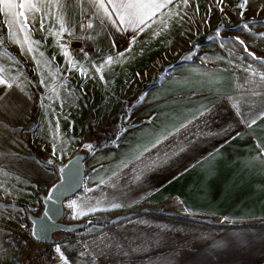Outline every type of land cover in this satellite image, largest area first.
Returning <instances> with one entry per match:
<instances>
[{
	"label": "crops",
	"instance_id": "1",
	"mask_svg": "<svg viewBox=\"0 0 264 264\" xmlns=\"http://www.w3.org/2000/svg\"><path fill=\"white\" fill-rule=\"evenodd\" d=\"M68 2L66 26L74 35L64 33L60 44L77 67L66 61L57 37L49 35V29H59L51 17L44 30L39 21L32 27L31 38L39 41L32 53L58 49L70 74L81 72V65L89 72L99 61V53H93L97 47L113 57L124 52L121 63L131 62L136 47L152 62L139 81L148 83L138 97L123 99L135 106L107 139L99 141L87 114L74 122L76 132H64L70 144L40 148L33 137L41 96L35 97L30 79L15 64V55L32 64L30 53L7 39L0 14V37L5 38L0 68L24 89L0 86V264H63L56 245L69 264H264V88L250 83L251 72L245 71L249 64L260 71L264 66L234 39L264 58V0H249L233 16H227L231 0H189L196 9L207 8L187 15L175 9L183 0H173L161 9L163 16L157 13L135 34L101 24L89 0ZM89 20L94 27L82 28ZM229 21L234 29L227 30ZM70 37L84 38L92 49L90 61L80 59L81 49L75 55ZM92 41L97 46L88 45ZM252 119L256 123L249 127ZM79 151L87 155L86 177L82 190L65 201L64 216L69 223L90 225L49 242L33 238L37 245L21 250L14 236L20 221L41 213V197L59 179V165ZM74 200L100 201L99 208L107 210L78 216L68 207ZM113 203L121 207L112 209Z\"/></svg>",
	"mask_w": 264,
	"mask_h": 264
},
{
	"label": "rangeland",
	"instance_id": "2",
	"mask_svg": "<svg viewBox=\"0 0 264 264\" xmlns=\"http://www.w3.org/2000/svg\"><path fill=\"white\" fill-rule=\"evenodd\" d=\"M231 1L233 5L228 7L227 16L240 13L241 8L239 5L243 2V0ZM203 8L207 7H201L200 9ZM213 8L214 6L212 9ZM216 8L221 10L226 7L218 5ZM175 9L184 15H187L188 12L193 10V12L196 13L202 11L199 8L196 9V6L191 5L189 0L186 5L182 2ZM214 9L213 13L216 12ZM45 21L48 20L46 19ZM233 25H235L234 22H227V30L234 29L235 27ZM71 39L72 37L68 39V45L72 47L75 55H79L78 53H80L81 49L82 53L80 59L82 61H90V52L92 49L85 46L86 44L84 43L72 42ZM84 42L86 41L84 40ZM88 45L97 46L93 41ZM57 50L54 53H45L43 57L40 56V53L28 54L27 59L29 62H32L30 65L25 60L22 62L18 59V55H15V64L19 67V71L25 73L30 79L31 92L35 97L41 96L38 98L40 104L35 114L34 125H36V132L33 137L35 142L40 148L45 149L55 142H60L63 145L70 144L64 132H66L68 136H70V133L73 134L76 132V129L78 130V127H75L76 121L78 118L81 120L84 117L85 119L87 114L90 117V122L92 123L94 131L99 135L98 138L100 140H98L103 141L107 139L112 134L114 126L120 125L119 127L122 128L121 126L126 117V110L133 108L134 104L132 102L127 103L124 102L123 99L126 98L128 94L134 96V98L138 97L146 87L148 82L146 84H141L139 81L142 77L141 73L146 70V66L148 67L151 65V60L147 59L144 53L138 52V49L135 47L132 51L135 57L130 60L131 62L121 63L124 62L121 60L120 63H113L101 69V72L98 73L96 68L100 67L108 57V53H103L105 48L100 46L95 48L93 52L99 53V61L89 69L90 71L87 72V75H82L81 72L69 74V71H64V63L61 60L62 54ZM50 58L51 61H53L51 64L49 63ZM37 61H41V63L38 64ZM43 61H47L49 67L43 68L46 65ZM59 62H61L62 65L59 64ZM52 64H54V69H52ZM170 66L171 64L158 70L157 75L154 76L160 77L158 73L160 71L165 72ZM46 69L49 71H45ZM101 75L103 79H101ZM154 76L153 78H155ZM40 212L41 210L39 213ZM66 218L65 216L63 217V222L69 223ZM31 225V221L28 216L25 215L24 219L19 223V231L17 234H13L20 240L21 250L30 249L31 251L32 246L37 245V243L32 240ZM103 225H105V223ZM98 228L99 226L90 228L84 231V233L94 232ZM60 233L65 234V232H58L55 236H61L62 234Z\"/></svg>",
	"mask_w": 264,
	"mask_h": 264
},
{
	"label": "snow or ice",
	"instance_id": "3",
	"mask_svg": "<svg viewBox=\"0 0 264 264\" xmlns=\"http://www.w3.org/2000/svg\"><path fill=\"white\" fill-rule=\"evenodd\" d=\"M173 0H89V3L92 5V8L95 10L94 15L96 19H99L101 24H110L118 32H126L132 30L135 34L137 32L143 31L144 27L148 25L149 21H152L157 13H161V16L164 14L161 12V9L168 7ZM79 3V0H77ZM183 3L186 5L188 0H183ZM218 3H223V0H218ZM249 3V0H243L239 5L240 8H245ZM69 7L68 0H0V14H2L4 23L7 24L8 33L7 39L11 40L13 43L20 45L21 50L25 53H32L34 51V45H38L39 41L32 40V27L35 26V23L39 21L40 30H44V21L48 18H53L54 21L59 25L58 31L53 32L52 29H49V35H55L57 37V44L63 50V55L66 58V61L72 65V67H77L76 61L73 60L67 46L60 44V39L64 33H67L69 36L74 35L73 31L67 27V21L65 19V10ZM52 9H56L55 12ZM223 11V9H221ZM243 16V12H241ZM164 22L163 20L161 21ZM81 27L92 29L94 27L91 20L85 26L81 24ZM244 29H249L248 23L243 25ZM21 33L23 36L21 37ZM158 35L159 33H155ZM264 36V33L261 34ZM239 41L241 45L244 46V51L252 57L253 60H259L261 66H264V58L257 57L254 53L248 51L245 41L241 40L239 37L234 38ZM135 41V35L133 36V42ZM5 43V38L0 37V46H3ZM115 47V43H113ZM128 52H131V48L127 49ZM43 53H40V56L43 57ZM125 56L124 52H119L116 54V57L108 56L106 61L96 68V71L99 73L101 69L106 68L107 66L113 63H120L122 58ZM190 58V57H189ZM38 64L41 61H37ZM44 64H47V61H43ZM82 75H87V69H84L83 66H80ZM245 71H250L251 79L249 82L254 84L257 88H264V71L257 70L253 68L251 64L245 68ZM4 72L3 68H0V86H4L7 89H11L14 85L20 88L23 91V87L20 84H17V77L6 78L2 73ZM101 79L103 76L101 75ZM43 82V81H42ZM253 95H260L259 92L254 91ZM142 99V98H141ZM237 110H239V105H235ZM205 112H201L200 115H204ZM261 116H264V112L261 113ZM256 123V119H252L249 122V127ZM186 125H182L184 127ZM164 139H167L165 136ZM162 141H157L160 143ZM155 146V145H153ZM86 147L91 148V145H86ZM53 154L55 155V149ZM165 160L159 161V163H164ZM51 163V161H49ZM157 162H153L151 166H155ZM100 201H97L95 205L85 204L83 202L72 201L69 203L68 207L73 209L75 214L78 216L86 215L88 212H95L98 210H107L99 208ZM121 205L118 203H113L111 205L112 209H118ZM87 209V211H85ZM78 210V211H77ZM55 252L58 254L59 259L63 264H69V258L66 257L65 252L62 251L60 245H56Z\"/></svg>",
	"mask_w": 264,
	"mask_h": 264
},
{
	"label": "water",
	"instance_id": "4",
	"mask_svg": "<svg viewBox=\"0 0 264 264\" xmlns=\"http://www.w3.org/2000/svg\"><path fill=\"white\" fill-rule=\"evenodd\" d=\"M84 151L75 153L67 162L58 167L59 179L49 188L48 192L42 195L43 210L39 215L29 213L32 223L31 233L35 240L49 242L55 240L58 232H74L84 228L87 223H65V201L83 188L86 167Z\"/></svg>",
	"mask_w": 264,
	"mask_h": 264
},
{
	"label": "built area",
	"instance_id": "5",
	"mask_svg": "<svg viewBox=\"0 0 264 264\" xmlns=\"http://www.w3.org/2000/svg\"><path fill=\"white\" fill-rule=\"evenodd\" d=\"M72 42H76V43H84V39L83 38H79V37H72L71 39Z\"/></svg>",
	"mask_w": 264,
	"mask_h": 264
},
{
	"label": "trees",
	"instance_id": "6",
	"mask_svg": "<svg viewBox=\"0 0 264 264\" xmlns=\"http://www.w3.org/2000/svg\"><path fill=\"white\" fill-rule=\"evenodd\" d=\"M87 225H90L88 222H87ZM87 225L84 227V228H82V229H79V230H76V231H74V232H77V231H81V230H84V229H86L87 228ZM74 232H70V233H74ZM69 233V234H70Z\"/></svg>",
	"mask_w": 264,
	"mask_h": 264
}]
</instances>
